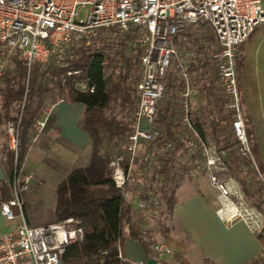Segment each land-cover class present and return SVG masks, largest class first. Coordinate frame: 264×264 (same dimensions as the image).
<instances>
[{
  "label": "built area",
  "instance_id": "obj_1",
  "mask_svg": "<svg viewBox=\"0 0 264 264\" xmlns=\"http://www.w3.org/2000/svg\"><path fill=\"white\" fill-rule=\"evenodd\" d=\"M80 9L85 10L83 20L78 18ZM261 24L264 0H0V76L11 67L13 57L29 68L32 63L61 60L69 44L89 46L107 35L126 39L129 49L137 53V63L126 80L135 90V102L127 134L118 141L106 139L101 155L108 160L121 198L133 204L138 234L150 230L149 222L162 201L184 178L206 176L209 187L217 192L216 212L221 219L243 221L256 236L263 228L262 216L234 186L228 158L236 149L259 175L245 135L236 62L240 46ZM207 61L214 64L217 87L204 96L196 71ZM107 64L105 59L103 65ZM77 88L95 91L88 78ZM215 92L230 114L227 122L234 140L226 148L217 147L210 133L193 123L201 117L198 104L216 100ZM52 105L37 120V134L45 127ZM159 111L165 113L164 119ZM6 134L16 160L12 124L7 125ZM29 179L15 178L9 199L1 191L8 180L0 181L1 215L7 222H19L0 233V264H61L66 246L83 241L82 227L75 218L29 227L21 199ZM174 256L168 245L150 244L148 259L155 264Z\"/></svg>",
  "mask_w": 264,
  "mask_h": 264
},
{
  "label": "trees",
  "instance_id": "obj_2",
  "mask_svg": "<svg viewBox=\"0 0 264 264\" xmlns=\"http://www.w3.org/2000/svg\"><path fill=\"white\" fill-rule=\"evenodd\" d=\"M108 38H98L89 46L83 43L69 44L61 60L32 63L29 68L13 57L11 67L0 76V131L10 122L15 127L17 139L16 160L6 144L0 155V166L8 180L7 184L1 186L4 199L11 197L10 183L21 175L24 158L37 129L36 122L46 114L48 106L57 102L83 106L76 126L90 137L92 145L87 151L85 163L73 167L55 187L50 223L76 218L80 221L84 238L81 242L66 246L61 264H128L119 258L127 239L140 243L147 264L150 244L157 242L151 236L137 234V220L132 217L133 204L121 198L120 191L112 182L108 160L101 155L106 139H114L128 131L127 125H122L114 114V109H124L129 104L130 94L125 82L134 63L120 49L126 45V39L118 42L120 38L116 36ZM116 44L119 47L115 48ZM116 54L123 56V65H118L113 73L107 74L108 66L103 65V61L105 58L113 61ZM73 70H81L82 75H67ZM116 73L118 79L115 81L113 75ZM239 74L240 63L237 61V83ZM85 78L95 86L93 93L78 90V81ZM241 114L247 142L259 172L255 177L257 193L249 196L243 191L248 206L261 214L264 228V173L255 151L251 123L242 105ZM54 121V116L49 114L44 130L53 128ZM193 122L202 131L199 119L194 118ZM163 202L160 217L171 214L174 194ZM165 230L162 224L158 228L163 237ZM158 264H166L164 258ZM250 264H264V259Z\"/></svg>",
  "mask_w": 264,
  "mask_h": 264
},
{
  "label": "crops",
  "instance_id": "obj_3",
  "mask_svg": "<svg viewBox=\"0 0 264 264\" xmlns=\"http://www.w3.org/2000/svg\"><path fill=\"white\" fill-rule=\"evenodd\" d=\"M237 61L240 63L238 89L241 105L251 123L255 151L264 173V24L257 26L240 46ZM48 112L55 121L54 127L46 129L41 140L43 150L48 151L49 155H56L57 151L58 154L68 151L87 153L92 145L91 139L76 126L83 106L57 102ZM49 134L53 135L52 139L47 138ZM29 158L27 153L23 170L32 174L28 166ZM41 159L42 156L39 157ZM4 178L0 166V181ZM203 181L208 185L206 176H198L185 180L176 188L171 214L161 217L165 218V222H162L166 228L164 237L157 226L155 232H146L144 236H151L155 240L160 235L173 249L175 256L164 258L166 264H250L264 259V230L261 235L254 236L243 221L225 223L216 212V192L209 185L208 188L202 187ZM17 225L18 221L7 222L0 212V233ZM34 226L39 225L31 227ZM121 256L127 262L143 263L146 259L140 243L133 239L125 241Z\"/></svg>",
  "mask_w": 264,
  "mask_h": 264
},
{
  "label": "rangeland",
  "instance_id": "obj_4",
  "mask_svg": "<svg viewBox=\"0 0 264 264\" xmlns=\"http://www.w3.org/2000/svg\"><path fill=\"white\" fill-rule=\"evenodd\" d=\"M78 18L80 20H83L85 18L84 9H80L78 11ZM101 37L107 39L108 37H110V35L101 36ZM112 38H114L113 35ZM121 39L122 38H120V40L117 41L122 42ZM125 41H126V45L121 46L120 49H122V52L125 55V57H130L132 61H134L132 67L129 68V72L126 77L127 80L130 71L134 69L137 63V53L134 52L133 50H130L129 47L127 46V40ZM114 46L115 48L119 47L118 44ZM115 48H113L112 50L115 51ZM105 59L108 61V64L106 65L108 66L107 74L113 73L115 68L118 67V65L120 64L123 65V56L120 54H116L113 61H109V59L107 58ZM204 68H206V70H204ZM200 70L201 71L199 72L197 70L196 74L199 75L200 73L199 81L201 82L203 88L202 89L203 95L209 96L211 93V92L209 93L210 89L214 87L215 90L217 87V79L214 77L213 62L210 61L204 62ZM73 71H79V73L74 74V76L82 75L81 70H73ZM117 79H118V73L113 75V80L116 81ZM79 82H82V80H79L78 83ZM125 87L129 90V94H130L129 104L124 109L122 107H116L114 109V114L118 119H120V121H122V125L126 124L128 128L130 116L135 102V90L134 88H132L131 84L127 83V81L125 82ZM214 94L216 100L215 99L214 101L207 100L206 102L204 101L205 103L202 102L203 104L201 102L198 104L201 114V117L199 119L200 126L202 130L204 128L206 131H208V133H210V135L212 136L211 139H213L217 147L219 148L230 147L232 146V142L234 140V137L231 133L230 125L227 122L230 119V114L223 109V102H222L223 100L219 98L220 95L216 92ZM169 95L170 94L168 93V96ZM162 102L163 104H165L164 103L165 99H163ZM43 115L41 117H43ZM159 116L160 118L164 119L165 113L163 111H159ZM8 124H12V123L7 122L5 128L0 131L1 153L4 151L5 144L9 152H12V149L10 148L9 138L6 134V127ZM43 131L44 128L40 133L37 134V129H36L35 134L31 139L32 147L29 148L30 150H28L30 152H27L28 157L30 156L28 160V166L31 169L32 174H29L28 171L24 172L23 170L25 164L24 162L26 158L25 156L21 169V175L18 176L19 182H21L24 177L30 176V179L27 183V188L21 193L24 204L23 215H24V219H26L25 222L27 221V225L29 227L35 224L39 226L45 224H51L50 221L52 220L53 217V198H54L55 187L73 167L79 164H84L86 161L87 153L74 154L73 152L68 151L67 153L64 154H58L57 151L56 155H52V154L49 155V152L48 151L45 152V150H43L44 149L43 145H41V140L44 138L46 133V130L44 132ZM126 134L116 137L114 138V140L118 141ZM39 135L41 136L40 139H38L35 145H33V143L35 142V140L38 138ZM52 136H53L52 134H49L47 138L52 139L51 138ZM41 156L42 159L40 161L39 157ZM228 161H229V175L233 179L232 182L234 183V186L238 189V192L241 194L242 198L247 204L245 198L246 196L244 192L246 191V193H248L249 196H253V194L257 193L256 192L257 182L255 177H257L258 175L256 171L253 169L252 165L246 159L238 155L236 149L231 151ZM189 179H194V177L184 178L181 183ZM202 183H203L202 187L208 188V185L205 184L204 181ZM163 207H164V202L162 201V205L160 207L158 214L155 217H153L149 222L150 230L144 231V233L155 232L156 226L158 228L162 224V222H165V218L160 217V213L162 212ZM17 221L18 220H13L10 222L15 223ZM263 230L264 228H262L259 231L258 235H261ZM155 240L158 243L166 244L164 240L161 239L160 235H157V238Z\"/></svg>",
  "mask_w": 264,
  "mask_h": 264
},
{
  "label": "water",
  "instance_id": "obj_5",
  "mask_svg": "<svg viewBox=\"0 0 264 264\" xmlns=\"http://www.w3.org/2000/svg\"><path fill=\"white\" fill-rule=\"evenodd\" d=\"M147 264H155V262L152 261V260H148V261H147Z\"/></svg>",
  "mask_w": 264,
  "mask_h": 264
}]
</instances>
